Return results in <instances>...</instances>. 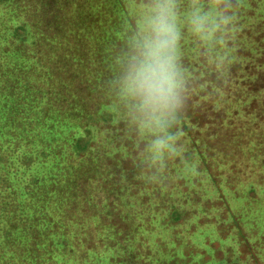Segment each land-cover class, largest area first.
Here are the masks:
<instances>
[{"label": "trees", "instance_id": "trees-1", "mask_svg": "<svg viewBox=\"0 0 264 264\" xmlns=\"http://www.w3.org/2000/svg\"><path fill=\"white\" fill-rule=\"evenodd\" d=\"M191 1L202 11L215 4L218 28L243 16L234 0ZM152 4L0 0V264H264V31L257 26L254 51H239L223 78L179 28L183 104L163 125L142 127L119 81ZM235 85L260 92L261 104L237 109ZM159 137L169 138L163 150L153 148ZM155 183L202 195L188 200L195 222L176 232L178 219L152 220L146 241L114 186Z\"/></svg>", "mask_w": 264, "mask_h": 264}, {"label": "rangeland", "instance_id": "rangeland-1", "mask_svg": "<svg viewBox=\"0 0 264 264\" xmlns=\"http://www.w3.org/2000/svg\"><path fill=\"white\" fill-rule=\"evenodd\" d=\"M234 1L238 4L243 16L241 18H238L234 14L225 16L223 19H221V28H218V21L216 19L220 12L213 3L209 4L206 11H202L201 8L194 5L193 1L189 0L183 11L179 14L175 12L174 16L177 30H179V28L185 27L188 32L187 38L190 41L194 42L195 44L200 41L203 45H205V50L208 52L207 66L213 65L223 78H227L228 68L232 63L242 61V56L239 54V51L251 53L254 51V41L252 37L255 34L257 26H261L262 30L264 31V0ZM179 2L180 0H174V7ZM143 12L147 16L149 14L147 17L148 20V18L152 15V7ZM194 17L202 18L203 25L207 26V29L202 35L198 34V30L193 23ZM216 31H220V34ZM245 32H249V35H247ZM226 40H230L231 44L227 45ZM177 51L178 50L175 52ZM188 55L191 60H195L198 56V50H192ZM180 78L182 79V71H180ZM234 88L239 90V94L241 96L239 101L234 103L237 109H240L242 106L248 107L253 100H256L258 105L261 104L263 97L260 92L249 93L246 91V89H244V87H241L240 85H235ZM242 99H244V102H242ZM252 108H256V105H253ZM109 115L111 114H107V116ZM252 115L254 116L252 118H255V115ZM256 115L258 117L261 116L259 112H257ZM261 129L264 131V128ZM88 137L86 136L85 139ZM243 151L245 153L248 152L246 149ZM244 159L248 162V164H256V161H258L260 158L256 156L255 152L254 158L251 160L248 159L247 154L244 155ZM132 181L141 182V176L138 174L133 175ZM195 183L196 185H200L199 182L195 181ZM172 186L173 185L171 184H167L164 187H159L158 184L155 183L154 187L150 188V191L145 192L138 191V187L135 186L131 187L129 192L126 193L122 192L123 188H121L120 184H116L114 186V195L116 198H121L124 200L127 199L134 204L131 209L126 208V212L128 215L132 213L135 214L133 217L130 216L131 221L134 223V225H139L142 227L139 230L142 235V239L148 241L151 237L149 233L143 231L144 229L149 230L155 229L157 227L155 222L152 220L159 219L161 223H167L169 221L174 222L176 219H178L177 222L180 225L175 228L176 232L184 230L185 226L196 221L197 215L192 216V213L195 211V208L192 206L193 202L188 203V200L190 199V196L191 200H196V194L200 197L202 194L199 193L198 189H192L190 191L192 192L190 195H184L180 190L173 188ZM238 188L243 187L239 186ZM184 189L185 188H183V190ZM174 205L179 207L184 214L177 210L173 212ZM154 206H158L159 210L156 212L153 211ZM98 209H101V207L99 206ZM197 210L198 209H196V211ZM218 212L221 213L220 210H218ZM161 230L157 231V233H159V237L162 241H166L170 235V232H161ZM11 264H13V262Z\"/></svg>", "mask_w": 264, "mask_h": 264}, {"label": "clouds", "instance_id": "clouds-1", "mask_svg": "<svg viewBox=\"0 0 264 264\" xmlns=\"http://www.w3.org/2000/svg\"><path fill=\"white\" fill-rule=\"evenodd\" d=\"M174 16V0H153L152 15L119 81L121 92L131 102L142 127L163 125L183 104L175 55L179 32ZM193 23L197 30L202 29V18L194 17ZM168 139L157 138L153 148L163 150Z\"/></svg>", "mask_w": 264, "mask_h": 264}]
</instances>
